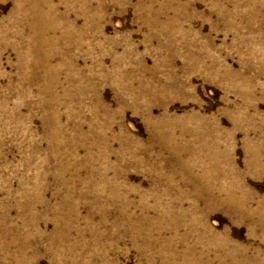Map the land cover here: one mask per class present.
Listing matches in <instances>:
<instances>
[{"label":"rangeland","instance_id":"1","mask_svg":"<svg viewBox=\"0 0 264 264\" xmlns=\"http://www.w3.org/2000/svg\"><path fill=\"white\" fill-rule=\"evenodd\" d=\"M51 1L0 0V264H264L210 198L264 199V0Z\"/></svg>","mask_w":264,"mask_h":264},{"label":"bare ground","instance_id":"2","mask_svg":"<svg viewBox=\"0 0 264 264\" xmlns=\"http://www.w3.org/2000/svg\"><path fill=\"white\" fill-rule=\"evenodd\" d=\"M20 1V0H19ZM30 2V6L28 8V12L30 13V19L35 27L44 26L52 24L51 22H55L57 17H54L56 12L55 5L52 3L51 0H26ZM29 2H26L29 4ZM79 2V1H78ZM62 4V3H61ZM102 4V3H101ZM27 5V4H25ZM79 5V4H78ZM16 6V5H15ZM76 7V6H75ZM17 9V8H16ZM85 9V8H84ZM23 10V9H22ZM17 12V11H15ZM60 12V11H59ZM81 12V11H80ZM23 13V12H22ZM63 13V12H62ZM88 15V14H87ZM97 16V15H96ZM21 19V18H20ZM27 20V19H26ZM21 22V21H20ZM24 22V21H23ZM74 23V22H73ZM53 25V24H52ZM44 28V27H43ZM37 29V28H36ZM38 30V29H37ZM35 31V30H34ZM71 33V32H70ZM69 33V34H70ZM68 36V35H67ZM39 41V40H38ZM39 49V48H38ZM158 126V125H157ZM186 130V129H185ZM184 132V131H183ZM169 137V136H168ZM174 138V137H173ZM181 148V147H180ZM175 152V151H174ZM203 156V155H202ZM257 156V155H256ZM259 156V155H258ZM217 158V156H215ZM215 160V158H213ZM258 159V158H257ZM219 161V160H218ZM217 161V162H218ZM196 159H191L187 161V165L194 164ZM214 163V162H213ZM203 166V165H202ZM205 166V165H204ZM212 166V165H211ZM217 167V166H216ZM208 168V167H207ZM205 170V169H204ZM207 185V184H206ZM204 187V186H203ZM207 187V186H206ZM212 189V186L210 184ZM210 192L209 189L206 190ZM228 195L226 198H224ZM224 197L213 198L215 201V206H227L231 211L239 212L241 215L250 216L252 214H259L260 215V223L264 224V199L261 200L254 209H246L245 207L249 205L251 198L250 196L245 195L238 198L234 194V189H229ZM215 197V196H214ZM214 203V202H213Z\"/></svg>","mask_w":264,"mask_h":264}]
</instances>
